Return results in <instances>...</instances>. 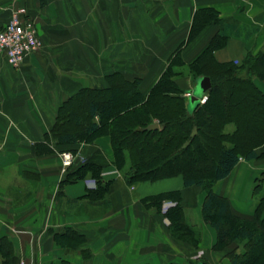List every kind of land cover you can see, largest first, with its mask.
Masks as SVG:
<instances>
[{"label":"crops","instance_id":"1","mask_svg":"<svg viewBox=\"0 0 264 264\" xmlns=\"http://www.w3.org/2000/svg\"><path fill=\"white\" fill-rule=\"evenodd\" d=\"M21 7L41 46L17 68L0 55V264H229L243 245L213 249L217 233L202 219V187H185L181 175L128 185V164L114 166L108 135L62 142L53 130L90 91L138 80L148 94L179 46L185 66L173 80L186 99L196 88L187 65L218 33L228 36L213 52L218 62L264 54V0H0V29ZM202 8L216 10L220 24L188 40ZM262 73L252 80L264 93V64ZM62 152L75 155L71 167L63 168ZM253 152L213 190L240 222L264 232V143ZM83 163L100 166V182L90 172L68 178ZM176 190L185 222L199 232L196 247L170 234L163 213L175 202L164 200L161 211L144 202Z\"/></svg>","mask_w":264,"mask_h":264},{"label":"trees","instance_id":"2","mask_svg":"<svg viewBox=\"0 0 264 264\" xmlns=\"http://www.w3.org/2000/svg\"><path fill=\"white\" fill-rule=\"evenodd\" d=\"M211 23L220 24L216 10H196L188 40ZM227 37L218 33L187 65L194 80L210 79L204 103L190 108L184 91L173 80L179 73L176 68L185 66L179 46L148 94L140 93L138 80L117 82L114 87L100 92L90 91L82 100L86 103L85 113L74 111L76 102H82L81 99L73 102L70 110L61 113V122L53 133L62 142L91 140L96 134L108 135L114 166L121 169L128 164L123 172L128 185L181 175L185 187H202L206 192L202 219L217 233L213 249L242 244L243 251L228 255L229 264H264V232L256 223L240 222L232 214L227 200L213 190L214 183L226 178L241 158L255 157L254 148L264 143V93L252 80L253 75L263 76L264 54L247 53L242 61L218 62L213 52L224 45ZM241 87L247 91L245 95L241 94ZM96 113L98 120L94 122ZM254 118L255 123L250 121ZM151 123H158V127L145 129ZM229 125H233V129H229ZM99 171L100 166L83 163L68 178H81L90 172L99 181ZM180 194L178 190L164 192L148 196L144 202L158 211L164 200L175 202L163 213L169 221L170 234L196 247L199 232L185 222ZM262 205L260 203L256 210L257 217Z\"/></svg>","mask_w":264,"mask_h":264},{"label":"built area","instance_id":"3","mask_svg":"<svg viewBox=\"0 0 264 264\" xmlns=\"http://www.w3.org/2000/svg\"><path fill=\"white\" fill-rule=\"evenodd\" d=\"M26 9L21 7L16 9L8 22L0 29V55H2L8 65L17 68L23 59L39 50L41 42L37 37V31L26 15ZM189 96V93H186ZM207 95L200 98V103H204ZM63 168H68L75 161V155L71 152L60 154ZM15 264H32L24 258H20Z\"/></svg>","mask_w":264,"mask_h":264},{"label":"water","instance_id":"4","mask_svg":"<svg viewBox=\"0 0 264 264\" xmlns=\"http://www.w3.org/2000/svg\"><path fill=\"white\" fill-rule=\"evenodd\" d=\"M210 79L209 77H201L199 79H196V89L192 92H188L190 95L187 97L193 106H190V108H193L197 104L200 103V98L203 97V95L210 89ZM158 127V123H151L145 129H155ZM199 264H207L206 262H200Z\"/></svg>","mask_w":264,"mask_h":264},{"label":"rangeland","instance_id":"5","mask_svg":"<svg viewBox=\"0 0 264 264\" xmlns=\"http://www.w3.org/2000/svg\"><path fill=\"white\" fill-rule=\"evenodd\" d=\"M196 89V88H195ZM240 89V92H241V94H243V95H245L246 93H247V91L246 90H244V88L243 87H241V88H239ZM244 91V92H243ZM246 92V93H245ZM187 102L189 103V105L190 106H193V104H191L190 103V101H189V99L187 98ZM82 103V104H81ZM81 103H77L76 104V107H78V109L79 110H81V108L83 107V104H85L86 105V103H84V102H81ZM83 112H84V109L82 110ZM251 122H257V120H256V118H254V119H251L250 120ZM231 128V127H230ZM229 128V129H230ZM244 131H246V127L243 125L242 126V132H244ZM166 210V208L164 207V211ZM242 249V248H241ZM242 251H243V249H242Z\"/></svg>","mask_w":264,"mask_h":264}]
</instances>
